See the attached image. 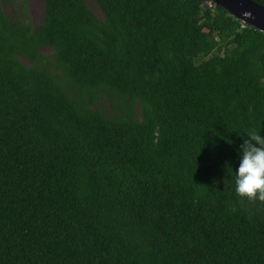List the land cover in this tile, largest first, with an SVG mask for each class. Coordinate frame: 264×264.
I'll return each mask as SVG.
<instances>
[{
    "label": "trees",
    "instance_id": "1",
    "mask_svg": "<svg viewBox=\"0 0 264 264\" xmlns=\"http://www.w3.org/2000/svg\"><path fill=\"white\" fill-rule=\"evenodd\" d=\"M95 1L45 0L37 28L0 1V264H264L235 185L264 32L211 0Z\"/></svg>",
    "mask_w": 264,
    "mask_h": 264
},
{
    "label": "clouds",
    "instance_id": "2",
    "mask_svg": "<svg viewBox=\"0 0 264 264\" xmlns=\"http://www.w3.org/2000/svg\"><path fill=\"white\" fill-rule=\"evenodd\" d=\"M235 185L239 197L264 201V136L251 135L239 149Z\"/></svg>",
    "mask_w": 264,
    "mask_h": 264
},
{
    "label": "water",
    "instance_id": "3",
    "mask_svg": "<svg viewBox=\"0 0 264 264\" xmlns=\"http://www.w3.org/2000/svg\"><path fill=\"white\" fill-rule=\"evenodd\" d=\"M232 16L264 32V6L254 0H211Z\"/></svg>",
    "mask_w": 264,
    "mask_h": 264
},
{
    "label": "flooded vegetation",
    "instance_id": "4",
    "mask_svg": "<svg viewBox=\"0 0 264 264\" xmlns=\"http://www.w3.org/2000/svg\"><path fill=\"white\" fill-rule=\"evenodd\" d=\"M0 1L3 6V11L5 15L10 20H13L14 22L16 21L22 22L23 18H25L24 12H26L28 14V18H27L28 22H30L34 28L40 26L45 14V0H0ZM24 5L26 6V10H23ZM7 6L11 8L9 14H7L6 11L4 10V7ZM30 19L32 22L30 21Z\"/></svg>",
    "mask_w": 264,
    "mask_h": 264
},
{
    "label": "rangeland",
    "instance_id": "5",
    "mask_svg": "<svg viewBox=\"0 0 264 264\" xmlns=\"http://www.w3.org/2000/svg\"><path fill=\"white\" fill-rule=\"evenodd\" d=\"M86 2H87V4L89 5V7H90V9L98 16V17H102V13H101V10H100V8H99V6H98V4L96 3V1L95 0H86ZM35 7H36V5H35ZM10 7L9 6H7V7H4V10L6 11V13L7 14H9V11H10ZM41 11V10H40ZM42 12V11H41ZM40 17V16H39ZM30 21H31V19H30ZM32 22V21H31ZM42 52L44 53V55L46 56V57H51L52 56V53H53V50H52V48H50V47H46V48H44V49H42ZM21 61L23 62V63H25L26 65H28L29 64V61L26 59V58H23V57H21ZM103 104V107H105V108H109L110 106H109V104L108 103H106V102H104V103H102ZM110 109V108H109Z\"/></svg>",
    "mask_w": 264,
    "mask_h": 264
}]
</instances>
